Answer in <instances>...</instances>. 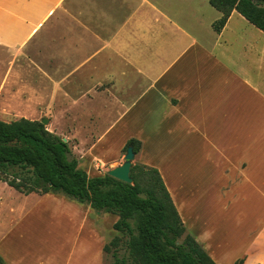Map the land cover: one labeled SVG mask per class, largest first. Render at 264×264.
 <instances>
[{
    "label": "crops",
    "instance_id": "crops-1",
    "mask_svg": "<svg viewBox=\"0 0 264 264\" xmlns=\"http://www.w3.org/2000/svg\"><path fill=\"white\" fill-rule=\"evenodd\" d=\"M220 18L209 0H0V85L50 42L52 53L65 52L72 105L97 128L113 96L128 106L106 132L161 110L197 147L193 174L183 172L177 188L160 175L186 233L216 264H264V34L235 11L217 33ZM69 201L63 207L78 203ZM78 204L85 225L95 211ZM8 236L0 237L4 264H31L23 244L4 246Z\"/></svg>",
    "mask_w": 264,
    "mask_h": 264
},
{
    "label": "rangeland",
    "instance_id": "rangeland-1",
    "mask_svg": "<svg viewBox=\"0 0 264 264\" xmlns=\"http://www.w3.org/2000/svg\"><path fill=\"white\" fill-rule=\"evenodd\" d=\"M51 44L47 42L43 46L47 53H31L16 62L13 78L5 85L1 83V121L19 118L46 121L45 128L66 140L72 156L89 177L103 176L123 163L129 140L120 139L121 136L140 142L132 165L154 164L160 175L163 172L171 188H177L179 182L183 181L180 177L183 172L188 170L193 174L196 163L194 150L197 147L191 138L177 129L178 122L174 119L161 120V110L138 122L131 121L128 116L114 125L113 131L106 132L116 120L115 117L128 106L125 105L127 101L122 102L123 107L116 104L118 100L113 96L107 101L109 106L99 120L100 124H104L102 128H97L92 118L84 119L80 114L81 108L72 105L76 95L67 90L64 82L65 52L52 53L56 47ZM56 46H63V50L65 48L64 44ZM6 63L7 58L0 54V74L2 70L4 72ZM50 77L54 82L49 80ZM60 79L62 82L56 84L55 81ZM100 104L101 101H97L96 105ZM95 112L99 116L98 107ZM170 129L172 132H169ZM206 157L209 155L200 156V164L209 171L210 164ZM187 190L194 188L190 186ZM69 200L61 194L25 196L0 181V237L3 233L9 235L4 246L23 244V253L31 264H114L115 259L111 256L114 248L111 247L109 253H104L103 248L115 237H121L122 243L116 249L118 260L131 264L123 243L127 237L113 228L117 217L93 212L89 223L87 221L84 225L76 212L78 203H74L72 208L63 207V204L70 206ZM184 220L188 226L190 223ZM217 222L224 223L220 217L214 220V225ZM195 224L198 226L197 221ZM207 224H210V220ZM93 225L96 226L95 231L91 230ZM93 233L95 236L91 238Z\"/></svg>",
    "mask_w": 264,
    "mask_h": 264
},
{
    "label": "trees",
    "instance_id": "trees-1",
    "mask_svg": "<svg viewBox=\"0 0 264 264\" xmlns=\"http://www.w3.org/2000/svg\"><path fill=\"white\" fill-rule=\"evenodd\" d=\"M221 13L213 23L220 32L233 11L264 34V0H209ZM136 154L140 143L131 139ZM132 184L108 175L89 177L72 156L67 142L49 132L40 121L19 118L0 120V181L23 195L61 194L95 212L117 217L113 228L127 237L123 242L131 264H216L195 239L186 233L183 222L157 169L132 165ZM115 237L103 248L118 260L122 243ZM238 259L234 264H243ZM0 264H4L0 258Z\"/></svg>",
    "mask_w": 264,
    "mask_h": 264
},
{
    "label": "water",
    "instance_id": "water-1",
    "mask_svg": "<svg viewBox=\"0 0 264 264\" xmlns=\"http://www.w3.org/2000/svg\"><path fill=\"white\" fill-rule=\"evenodd\" d=\"M41 123L45 126L47 122L43 121ZM63 141L66 142L65 139H63ZM134 157L135 153L133 152L132 146H128L123 163L115 168L110 169L106 175L123 183L132 184V179L130 178V169L132 167V161Z\"/></svg>",
    "mask_w": 264,
    "mask_h": 264
}]
</instances>
